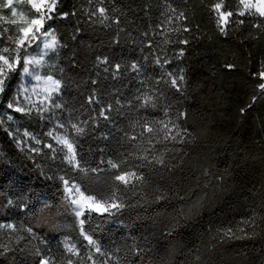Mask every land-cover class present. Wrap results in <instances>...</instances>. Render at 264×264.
Returning <instances> with one entry per match:
<instances>
[{"label": "trees", "instance_id": "1", "mask_svg": "<svg viewBox=\"0 0 264 264\" xmlns=\"http://www.w3.org/2000/svg\"><path fill=\"white\" fill-rule=\"evenodd\" d=\"M217 2L233 12L223 33ZM4 4L0 50L15 47L7 37L22 27ZM239 8L240 0H56L45 21L59 41L45 71L61 82L51 114L8 107L25 49L0 95V264H264V19ZM165 124L169 136L180 131L175 141ZM55 125L87 174L61 149H24L14 136L56 148L47 137ZM161 155L166 167L137 159ZM108 161H127L121 169L144 180L115 181ZM64 181L121 205L83 217L100 252L81 235ZM229 228L233 238L221 237Z\"/></svg>", "mask_w": 264, "mask_h": 264}, {"label": "snow or ice", "instance_id": "2", "mask_svg": "<svg viewBox=\"0 0 264 264\" xmlns=\"http://www.w3.org/2000/svg\"><path fill=\"white\" fill-rule=\"evenodd\" d=\"M27 3L30 5L31 9H33L37 15L25 21V24L27 26L19 28L20 35L18 37H7V39L10 40L12 44L15 45L14 48L4 47L2 50H0V92L4 91V83L5 80L7 79V74L9 72L15 71L18 66H21V60H22L21 49H25L26 51L27 47L31 46L33 42H38L41 37H44L43 50L40 52L39 58L33 57L30 59L23 60V66H22L23 73L31 75L32 73L30 72L28 65L42 64L44 62V56L48 54V51L50 50L55 52L57 50V47L59 46V41L57 37L54 35L53 31L49 29H45L44 27L46 20L53 19L52 13L55 11L56 0H27ZM240 4L243 5V8L247 12L252 13L254 11L255 14L264 18V0H240ZM2 6L6 8H11L12 16L17 15L16 9L13 7V0H7V3ZM212 10L217 15V23L218 26L220 27V31L223 33L225 31L224 26L228 23V18L233 15V12L225 10L224 4L222 2L215 3ZM97 11L99 12L101 17L106 18L105 8L100 7ZM246 11H240L239 15L244 16L246 14ZM179 17H184V13L181 12L179 14ZM9 23L15 24L16 21L11 20L9 21ZM239 23H243V21H239ZM7 31H8L7 29H4L5 33ZM183 31L188 32L190 31V29L185 27ZM180 43L187 44L188 40L186 39L181 40ZM37 47H39V43H37ZM180 55L181 56L183 55V51L180 52ZM225 67L231 69L234 67V65H226ZM258 75L261 80H264V71L259 72ZM35 79L39 81L41 77L39 75H36ZM178 79L179 81L182 82L184 81L185 77L183 75H180ZM44 83H45V91L49 93L58 91L61 87V82L57 79H54L51 75L47 76ZM171 86L176 88L177 91H181V85L178 84L177 79L171 80ZM259 88L261 90H264V83H261L259 85ZM8 107L13 108V104L10 103ZM14 110L16 112L24 111V109L21 107H15ZM179 115L180 117L184 116L183 113H180ZM72 127L76 130L77 133L83 131L82 128L78 127L75 124H73ZM164 128L167 129V131L165 132L166 139H171L175 141L177 137L180 136L179 130H177L174 135L169 136L168 133L172 132V129L169 128L168 124H165ZM143 130L149 134L154 132L153 127L148 124H145L143 126ZM132 139L135 140L136 137L134 136L132 137ZM59 142L62 145H64L67 149L65 160L75 169L87 174L88 169L83 168L80 164V161L77 159V153L75 151L74 144L66 138H61ZM49 147H51V145H49ZM137 159H143L147 162L148 165H152V166L154 165H160L165 167L167 166L163 155H161L160 157H153L152 159H149L148 156L137 157ZM108 163L112 169L116 170L115 173L113 174V179L125 186L132 184L133 181L142 182L144 180V177L135 171L121 169V163H127V161H122L121 163L108 161ZM92 171H97V169H92ZM64 183L67 184L68 182L64 181ZM73 190H75V192L78 194L77 198L71 201L72 204L79 206L78 210H75V215L77 217L84 216L85 205L88 206V211L90 212H99L101 210L108 211L110 209L119 210V208L121 207V205L116 203L115 200L109 199L107 201H104L102 198L97 199L95 195L86 196L84 192H82L80 188L76 186L69 187L67 189L69 193H72ZM79 224L81 227V235L83 236V238L86 241H88L89 245L95 246L96 252H100L101 250L99 246L96 245V241H94L92 237L89 236L83 229L85 220L80 219ZM219 231L221 237H227L228 239L233 238L232 229L229 228L226 230H219ZM65 247L67 248V251L70 252L72 255L79 257L80 252L78 249H76L75 245L68 247L66 244ZM88 259L91 260L92 257L89 256ZM39 264H50V262L48 260H41ZM67 264H74V261L72 259H68Z\"/></svg>", "mask_w": 264, "mask_h": 264}, {"label": "rangeland", "instance_id": "3", "mask_svg": "<svg viewBox=\"0 0 264 264\" xmlns=\"http://www.w3.org/2000/svg\"><path fill=\"white\" fill-rule=\"evenodd\" d=\"M6 3H7V0H6ZM13 7L16 9V12H17V15L14 16L15 20L18 23H20V25L22 27L27 26L25 24L26 20L37 15L35 13V11L33 9H31L30 5L27 3V0H13ZM26 8L29 9V11L30 10L33 11L32 12L33 14H30V12L26 10ZM240 11H246L243 8V5H241V4H240V8H239V12ZM244 16L260 17L259 15L255 14L254 11L252 13H249L246 11V14ZM230 19H231V17L228 18V23L224 26L225 28L228 26ZM44 27H45V29H49V28H46V25H44ZM49 30H51V29H49ZM43 42H44V37H41L38 42H33L31 46L27 47L26 51H28V54L26 55L25 59H30L33 57L39 58V54L43 50ZM37 43H39V47H37ZM53 53H54L53 51L49 50L48 54L46 56H44V62L40 65H28L30 72L32 73L31 75L24 74L22 72V85L19 89V92H18L16 99L12 103L13 108H11V110L15 111L14 110L15 107H21L24 109V111L19 112V113L38 115L39 117H44V116L51 114V109L53 106V98L55 95L60 93V89L58 91H54L51 93L45 91L44 81L46 80V78L48 76L45 74V71L51 65L50 56ZM262 71H264V68ZM36 75H39L41 77V79L39 81H37L35 79ZM0 95H1V92H0ZM14 136H17V142L21 148L34 149L33 147L37 146L38 149H41V148L61 149L64 153V156L67 153V149L64 145H62L59 142V140L61 138H66L69 141H71L66 136L64 130L59 125H55L54 127H52L50 129L48 135H47L48 139L56 145V148H52V146L49 147L50 144H47L46 146L43 147L40 140H38L36 137L28 134L27 132L17 131V134L16 135L14 134ZM75 151H76V149H75ZM67 164H69V163L67 162ZM70 166L73 167L72 165H70ZM73 186L79 187L80 190L82 191L81 187L75 183L68 182L67 184H64L66 196H67V198H68V200L72 206L73 214L75 215V210H78L79 206L72 204L71 201L73 199H76L78 194L75 192V190H73L72 193H69L67 191V189L69 187H73ZM114 210L115 209H110L108 211L101 210L99 212H90V211H88V206L85 205L84 206V216L86 213L107 214V213H110ZM83 217H77V218L80 221V219H83Z\"/></svg>", "mask_w": 264, "mask_h": 264}]
</instances>
